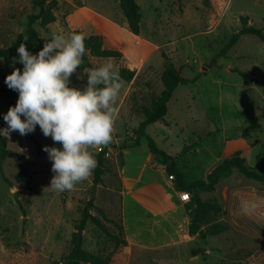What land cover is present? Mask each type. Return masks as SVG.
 Segmentation results:
<instances>
[{"label": "rangeland", "instance_id": "obj_1", "mask_svg": "<svg viewBox=\"0 0 264 264\" xmlns=\"http://www.w3.org/2000/svg\"><path fill=\"white\" fill-rule=\"evenodd\" d=\"M37 1L0 0V47L9 46L25 32L27 17L39 12ZM56 1V21L46 26L39 21L33 25L41 48L60 32L98 35L104 48L121 53L120 59H113L117 67L136 72L133 81L124 83L117 99L114 146L107 150L105 161L114 158L113 151L119 153L132 146L143 108H149L163 89L161 73L169 59L187 82L176 86L165 118L146 128V135L156 148L176 158V169L187 183L207 181L209 174L235 149L242 152L249 168L264 174V43L256 36L244 35L225 55H220L239 32L242 16L249 18V26L263 29L264 33V0H210L208 6L202 0H134L141 13L138 36L129 31L119 0ZM14 58L18 60L19 56L0 58V120L5 110L1 90L9 89L5 78L13 66H23L14 64ZM90 61L96 68L106 59ZM86 72L77 71L71 77L72 85L86 84ZM240 73L250 76L253 83H246ZM30 134L40 143L42 153L32 140L10 135L3 145L0 137V146L30 162L31 178L30 185L16 184L17 160L0 157V264H64V258L75 248L73 234L77 233L75 227L88 202H93L90 213L109 233L118 235L121 184L115 176L105 173L102 184L96 187L92 186L91 175L73 191L49 188L54 173L43 148L61 145L45 137L39 126ZM90 151L96 158L99 149L93 147ZM157 160L159 168L165 170L166 164L161 158ZM2 172L14 182L12 188L3 180ZM238 187L264 192L263 183L249 180L236 170L218 179L213 191L185 190L192 203L198 199L220 206L214 222L228 227L220 235L202 241L196 235V242L177 249H134L128 257L116 253L119 247L87 221L81 247L103 258L116 253L113 259L122 260L115 264H125L126 259H131L129 264H264V235L247 221L236 223L229 218L231 192ZM99 211L108 219L114 218L116 225L107 223ZM193 249L205 255L198 254V260L189 262Z\"/></svg>", "mask_w": 264, "mask_h": 264}, {"label": "clouds", "instance_id": "obj_2", "mask_svg": "<svg viewBox=\"0 0 264 264\" xmlns=\"http://www.w3.org/2000/svg\"><path fill=\"white\" fill-rule=\"evenodd\" d=\"M84 41L83 33L60 32L36 54L21 43L14 64H22L23 69L13 66L4 81L18 93V100L3 115L7 127L0 128V137L10 138L15 131L24 136L39 126L45 137L59 143L61 148H43L54 173L49 188L58 192L73 191L93 174L97 160L90 149L112 142L115 105L124 85L111 57L87 70L86 84L72 85L71 77L88 52Z\"/></svg>", "mask_w": 264, "mask_h": 264}, {"label": "trees", "instance_id": "obj_3", "mask_svg": "<svg viewBox=\"0 0 264 264\" xmlns=\"http://www.w3.org/2000/svg\"><path fill=\"white\" fill-rule=\"evenodd\" d=\"M48 0H38L37 7L39 8V12L34 15H29L28 19V27L25 32L20 33L16 39L9 45L5 47H0V58H8L13 55H18L17 48L21 43H25L27 49L36 54L42 48L39 46V34L33 28V25L36 22H40L41 26H46L51 22L56 21V16L54 15V11L57 8V1L51 0L50 4L46 5ZM205 6L210 4V0H202ZM119 9L121 10L129 31L134 35L138 36L140 33V7L135 3L134 0H119ZM249 18L242 16L240 18L241 28L239 32L234 34L230 40V42L225 46L222 53L220 55H225L226 52L232 48L238 40L244 35H253L258 37L264 43V33L263 29H257L248 25ZM264 27V26H263ZM78 33H82L81 31H74ZM73 33V32H72ZM85 36V46L88 49L86 56L83 59V63L77 71L83 72L85 70L95 68L91 63V58H114L120 59L122 55L119 51L116 50H109L104 48L103 40L98 35H89ZM27 38L25 41L24 39ZM120 69V74L124 80V83H130L134 80L136 72L129 68H122ZM21 71L23 66L20 67ZM242 78L246 83H253V79L244 74L240 73ZM187 80L181 77V73L179 69H176L175 66L169 59H166L163 65V70L161 73V83L163 86L162 91L160 94L152 101L151 106L149 108H143V119L139 122L138 127L134 131L135 140L132 146L125 147L124 149H128L134 146H139L141 144V140L144 139L146 141L147 148L149 149L150 153L157 158H161L162 161L166 164V173L167 176L171 177L175 185L181 190H188V191H206L210 192L213 191L218 179L228 177L232 170L238 171L242 176L245 178L260 182L264 184V174L257 173L253 169L249 168L246 165L245 159L241 156L242 152L237 150L233 152V154L224 159V161L217 166L208 176L207 181H193L191 183H187L183 180V175L179 173L176 169V158H173L167 155L165 152L156 148L154 141L146 135V128L156 122L162 121L168 112V103L173 96V92L177 88L179 84H184ZM2 97L4 99L5 110L4 115L7 113L10 107H14L17 101L18 93L11 90V89H2L1 90ZM7 127L6 123L3 120V117L0 120V128ZM11 136L19 139H28L32 140L36 144L37 150L42 153V149L40 143L36 140V138L31 135L30 133L27 135H20L18 131L12 132ZM7 138L2 137L3 145L7 141ZM114 146L112 142L107 146H101V150L97 153L96 160H97V167L95 168L92 174V186L96 187L101 185L103 182V175L106 172L105 169V158L107 155V150ZM185 150V149H184ZM7 156H12L18 162L19 171L16 174L17 176L14 177V182L17 184L25 183L27 185L31 184L30 178V162L26 160L23 155L18 153H13L11 151H7L4 146H0V157L1 159H5ZM3 180L7 185L11 188L14 186V182L10 181L2 172ZM18 207L22 211L23 215H26V211L24 209L22 202L17 199L16 200ZM93 208V202L90 201L87 203L86 207L82 211V219L79 225L75 227L76 231H83L85 224L87 221H90L91 224L99 228L102 232L107 235L109 240L115 245V247H124L127 245V242L124 236V230L122 225H119L117 228L119 230L118 235L113 233H109L104 225L101 223L99 219L93 216L90 213V209ZM219 205L213 203H204L200 200H196V208L193 212V220L189 227V234L191 236L198 235L199 238L205 240L209 236H217L220 235L228 230L226 225L215 223L214 217L217 216L221 211ZM101 217L110 224L116 225V223L104 216L102 211H99ZM202 227H204L202 229ZM77 233L73 234V238L76 241ZM76 246V244H75ZM198 254L205 253L200 250H193L192 255L196 256ZM64 264H111L112 257L103 258L98 256L94 253L88 252L80 247L77 251L74 250L64 258Z\"/></svg>", "mask_w": 264, "mask_h": 264}, {"label": "crops", "instance_id": "obj_4", "mask_svg": "<svg viewBox=\"0 0 264 264\" xmlns=\"http://www.w3.org/2000/svg\"><path fill=\"white\" fill-rule=\"evenodd\" d=\"M113 154L114 158L105 161V173L115 176L121 184L120 224L127 242L116 253L129 257L134 249L158 252L196 242V235L189 234L196 204L181 201L185 190L175 185L166 169L159 168L146 141L142 139L139 146ZM193 250L189 262L198 260L199 255H192ZM113 257L111 264L122 260ZM130 261L126 259L125 264Z\"/></svg>", "mask_w": 264, "mask_h": 264}, {"label": "built area", "instance_id": "obj_5", "mask_svg": "<svg viewBox=\"0 0 264 264\" xmlns=\"http://www.w3.org/2000/svg\"><path fill=\"white\" fill-rule=\"evenodd\" d=\"M101 148L99 149V151ZM233 204L229 210V218L232 222L240 220L251 223L264 235V192L254 187H238L231 192ZM182 202H191L190 193L182 192Z\"/></svg>", "mask_w": 264, "mask_h": 264}, {"label": "water", "instance_id": "obj_6", "mask_svg": "<svg viewBox=\"0 0 264 264\" xmlns=\"http://www.w3.org/2000/svg\"><path fill=\"white\" fill-rule=\"evenodd\" d=\"M83 231H77V237H76V246H75V250L77 251L80 247H81V235H82Z\"/></svg>", "mask_w": 264, "mask_h": 264}]
</instances>
